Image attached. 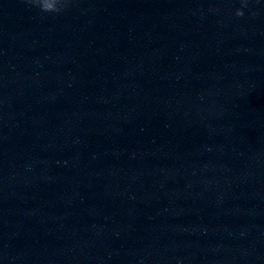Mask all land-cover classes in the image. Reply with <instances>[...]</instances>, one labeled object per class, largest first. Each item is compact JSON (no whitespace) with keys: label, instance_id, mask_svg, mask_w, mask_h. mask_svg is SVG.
I'll list each match as a JSON object with an SVG mask.
<instances>
[{"label":"clouds","instance_id":"1","mask_svg":"<svg viewBox=\"0 0 264 264\" xmlns=\"http://www.w3.org/2000/svg\"><path fill=\"white\" fill-rule=\"evenodd\" d=\"M29 3L37 6L43 12L59 13L64 10L69 0H28ZM242 7H247V0H241ZM237 16H243L244 12L240 9L236 11Z\"/></svg>","mask_w":264,"mask_h":264}]
</instances>
